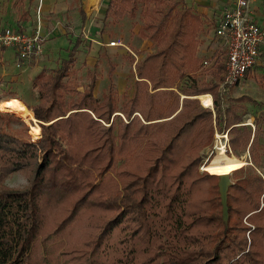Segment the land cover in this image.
<instances>
[{
  "label": "trees",
  "instance_id": "1",
  "mask_svg": "<svg viewBox=\"0 0 264 264\" xmlns=\"http://www.w3.org/2000/svg\"><path fill=\"white\" fill-rule=\"evenodd\" d=\"M107 3L105 19L138 13L137 34L157 50L137 61L130 94L116 91L114 66L101 97L93 93L95 68L79 89L74 66L80 37L57 68L42 67L31 78L38 102L27 108L40 131L30 132H40L39 140L19 139L0 124V153L8 155L0 179L34 162L26 188H0V264H39L35 242L50 207L59 211L63 203L71 204L55 232L67 229L74 238L81 216L92 209L112 212L91 239L74 242L80 258L69 264H264V177L246 173L231 187V209L250 214L256 226L231 223L222 240L217 204L209 197L214 173L198 170L213 121L229 134L230 147L248 148L252 160L260 133L257 123L253 132L242 124L236 106L222 105L225 51L197 55L204 21L182 0ZM77 11L85 22L80 0ZM203 70L209 77L198 82ZM174 89L183 96L180 105ZM208 93L213 108L198 107V96ZM0 117L22 122L4 111Z\"/></svg>",
  "mask_w": 264,
  "mask_h": 264
},
{
  "label": "rangeland",
  "instance_id": "2",
  "mask_svg": "<svg viewBox=\"0 0 264 264\" xmlns=\"http://www.w3.org/2000/svg\"><path fill=\"white\" fill-rule=\"evenodd\" d=\"M81 1L86 13V20L83 23L78 15V3L76 0H0V30L2 28H16V26H19L25 32L27 31L33 34L38 31L42 36L40 42L43 50L42 53L38 56L33 55L31 60L27 62V64L22 65V67L15 65L16 53L14 49L7 48L0 44V111L7 112L13 116L15 115L21 120L27 119V121L22 120V122H16L14 120H9L10 118L0 117V124L9 132L17 135L19 139L28 138L30 140L34 138V141H38L40 137V132L37 136L32 134L40 131V126L37 125L36 120L32 118V112L27 108V106L38 102V95L31 87V78L38 73L42 67L47 69L57 68L61 60L68 57V52L71 50L76 38L80 37L81 43L78 48L79 51L74 66V78L78 82L79 89H83L88 83V72H91L95 68L97 79L93 93L98 98L103 95L107 87L109 80L107 73L111 66H114L112 80L114 81L118 94L120 95L124 92L130 94L135 78L134 72L137 61H141L146 54L153 53L157 50L150 41L143 39L137 34L142 24V19L138 13L135 17H127L113 21L110 18H103L108 4L107 0H91L94 5L90 4L89 0ZM185 5L197 13V4L195 5L193 2L191 3L189 0H185ZM26 10H28V12L25 15L24 12ZM21 15L22 17L19 20L21 22L19 23L16 19ZM204 16V30L198 36L199 46L197 55L199 57H205V55L207 56L213 53L217 48L220 51H225V48L220 44V41L213 33L221 14L216 24L214 22L208 23L207 16ZM258 19L260 23L264 22V18ZM113 41L121 42L125 47L121 45L109 46V43ZM126 47L129 48L134 55L132 52L130 53ZM196 75V80L198 82L206 81L209 77L205 74L204 70L196 73ZM182 81H179V85L181 86L183 85ZM175 93L179 95L180 105L183 96L178 90H175ZM12 96L14 98H10ZM200 96H198L197 101L198 107L202 108L204 107L203 105L207 106V104L202 102ZM250 99H253L254 102H250ZM11 101L20 104L21 107L24 108L25 113L27 111L30 112V115L26 113L28 118L19 116L14 112H8L2 108L4 103ZM221 101L223 107L227 104L236 106V111L241 114L243 120L242 124H247L251 132H253L256 123L259 126L260 132L258 141L253 146L255 149L253 160L252 154L248 148L234 150L229 145L231 153L225 154L229 162L227 164L226 173H230L231 170L237 167L240 168L244 166L243 171L233 175L230 174L234 185H236V183L240 181V178L246 173L256 172L264 177V58L258 65L253 67L251 72L238 82L236 86L231 87L229 91L225 92L221 97ZM212 104L211 102V105ZM25 106L27 108L26 110ZM120 118L122 121H125L123 115H121ZM138 118L140 119V117ZM213 125V137L211 142L203 147L198 154V170L200 173H208L202 170L203 157H205L210 146L214 144L217 137L216 134L222 133L217 130L215 121H213ZM102 126H104L103 123ZM225 133L227 132L225 131ZM228 136L229 134L227 133V137ZM7 157L8 155L6 153H0V170L6 163L7 160L5 158ZM33 164L34 162L28 168L16 170V172L6 175L5 177L3 176L0 179V188H26L29 185L28 183L31 178ZM209 165H214L213 161L210 160ZM210 172L219 174V172H214L211 169L209 170V173ZM215 181L216 178L209 185V197H213L217 204L218 217L220 207L217 203ZM73 199L74 198L68 201L71 202ZM70 204L67 205V203H63L60 207H64L62 212L60 208L59 211L54 210V207H50L48 210V216L42 228V234L39 236L38 241L35 242V259L39 264H48L49 260L52 261L51 264H69L71 261H73V263H75L76 260L78 261L81 251L79 252L73 249L74 242L82 244L83 241L91 239L98 232L102 223L112 214L111 211L92 209L89 211V214L83 215L78 219L76 223V227L78 228L76 229V238L73 236L71 237V233L67 231V229L63 230V232L56 233L55 229L68 214L67 209ZM228 206L231 210L229 212L230 227L231 223L234 222L248 228L256 226V223L249 219L250 214H239L238 216L234 213V209L231 208H235V206L233 202L229 203V198ZM260 206H262V203ZM72 234L74 233L72 232Z\"/></svg>",
  "mask_w": 264,
  "mask_h": 264
},
{
  "label": "built area",
  "instance_id": "3",
  "mask_svg": "<svg viewBox=\"0 0 264 264\" xmlns=\"http://www.w3.org/2000/svg\"><path fill=\"white\" fill-rule=\"evenodd\" d=\"M252 2L253 0H233L230 7L221 11V17L214 28L215 37L226 51L224 75L218 85L221 97L245 78L264 58V24H260L255 19L251 9ZM41 40L42 36L38 31L32 34L13 27L0 30V44L14 49L15 65L18 67L27 64L33 55L38 56L42 53ZM116 45L125 47L118 41L109 43V46ZM127 50L132 52L129 48ZM132 54L134 55L133 52ZM206 64H208L207 60L204 61V65ZM210 108H213V105ZM216 136L214 144L203 157L202 170L220 151V146H224L226 154L231 150L225 131L217 133Z\"/></svg>",
  "mask_w": 264,
  "mask_h": 264
},
{
  "label": "crops",
  "instance_id": "4",
  "mask_svg": "<svg viewBox=\"0 0 264 264\" xmlns=\"http://www.w3.org/2000/svg\"><path fill=\"white\" fill-rule=\"evenodd\" d=\"M182 1H184L185 3V0H182ZM189 1L191 3L193 2V4L195 5L197 4L196 6L197 14L199 15L201 14L202 19L205 17L204 15H206L208 23L214 22L215 24L217 22V19L219 18V15L221 14L222 9L230 7L233 2V0H189ZM76 2L78 3V0H76ZM89 2L90 4H92L91 0H89ZM92 5H94V3ZM251 9H252V12L254 13L255 19L260 23L258 18H264V0H253V2L251 3ZM20 19H21V16L18 17L16 20L20 23L21 22L19 21ZM262 23L264 24V22ZM16 28L22 30L21 27L19 26H16Z\"/></svg>",
  "mask_w": 264,
  "mask_h": 264
},
{
  "label": "water",
  "instance_id": "5",
  "mask_svg": "<svg viewBox=\"0 0 264 264\" xmlns=\"http://www.w3.org/2000/svg\"><path fill=\"white\" fill-rule=\"evenodd\" d=\"M214 176L216 178L215 190L217 193V203L218 206L220 207L218 213V219L219 222H221L222 224V240H225L227 233L230 229V222H229L230 207L228 206V198L230 194L229 190L234 185V182H232L231 180L230 173L214 174Z\"/></svg>",
  "mask_w": 264,
  "mask_h": 264
},
{
  "label": "bare ground",
  "instance_id": "6",
  "mask_svg": "<svg viewBox=\"0 0 264 264\" xmlns=\"http://www.w3.org/2000/svg\"><path fill=\"white\" fill-rule=\"evenodd\" d=\"M202 102H204L205 104H207V106H212L211 102L212 99L210 97L209 94H204L200 96ZM2 108H4L6 111L8 112H14L15 114L22 116L24 118H28L26 116V113L24 111V108L21 107L20 104H18L17 102H8V103H4L2 105ZM24 121H27V119H22ZM225 148L224 146H220V151L211 159V161H213L214 165H209L210 161L208 162V164H206L203 169L209 172V170H213L214 172H219V174H224L226 173V169H227V164L229 163L225 157Z\"/></svg>",
  "mask_w": 264,
  "mask_h": 264
}]
</instances>
